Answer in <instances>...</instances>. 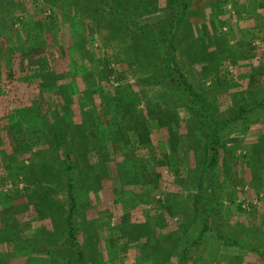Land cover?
<instances>
[{
  "label": "rangeland",
  "instance_id": "obj_1",
  "mask_svg": "<svg viewBox=\"0 0 264 264\" xmlns=\"http://www.w3.org/2000/svg\"><path fill=\"white\" fill-rule=\"evenodd\" d=\"M104 1L161 44L97 0H0V264L77 263L66 146L84 264H264V106L223 130L210 188L211 137L163 57L169 1ZM186 1L171 31L183 78L211 110H253L264 0Z\"/></svg>",
  "mask_w": 264,
  "mask_h": 264
},
{
  "label": "trees",
  "instance_id": "obj_2",
  "mask_svg": "<svg viewBox=\"0 0 264 264\" xmlns=\"http://www.w3.org/2000/svg\"><path fill=\"white\" fill-rule=\"evenodd\" d=\"M98 2H101L102 5L109 11H111L113 14H116L119 16L123 22H126L128 24V27L133 29L135 34L140 37L141 39H146L148 41H151L153 43H158V45L161 44V40H159V36L155 35L150 30H147L145 27V24H141L135 17L129 13H126L122 7L121 9L118 7V5L107 2L104 0H97ZM169 1V7L170 10L165 13L164 19H161L160 24V31L159 33L164 36V32L168 33L166 38L164 37V48H163V57L164 59L168 60L169 62L166 64V67L170 70L169 74L171 75L172 79L175 81L177 85L180 86L181 90H184L189 101H190V107L191 112L193 113L194 117L197 120V123H201L202 127L208 131V136L211 137V139L208 141V149H211L212 155H210V158L208 160V163L206 164V171L209 175V184L214 183L216 179V166L218 165L220 158H221V146H222V133L225 128L228 127L229 123L232 120H239L241 119L243 122H247L249 120V116L245 115L248 111H255L254 109L256 107L264 106V97L260 98L258 101L255 102V100L252 101L250 108L253 110H248L246 107H244L243 104L240 106V110H238V114L231 116L229 114L223 113L220 110H211L206 105V100L200 97V95L194 91L192 86L183 78V75L180 72V69L178 65L174 62V59L172 58L171 54V47H172V28L175 25V22L177 21L178 17L181 13L185 10L187 4L186 0L179 1V0H168ZM163 33V34H162ZM161 48V47H160ZM165 65V64H164ZM136 132L140 138V141L142 143H145V141L149 137V129L148 127H144L143 130L136 129ZM55 140L58 142V145L62 147L63 141L65 140V134L63 131H55ZM62 136V137H61ZM64 137V138H63ZM67 147V146H66ZM62 147V157L64 161L63 169L60 173H64L66 176V179H68V188L71 198V209L69 211L68 217H67V223H68V230L67 234L70 237V239L73 242V248L76 249L78 253V260L77 263L69 261L70 264H84V252L80 248V239H79V227L74 219V211L78 206V195H77V186L78 182L76 179V162L73 157V153L69 148ZM35 166V165H34ZM47 166V164L44 165V167ZM36 168V167H33ZM45 173H43L44 175ZM40 177V174L38 175ZM43 177H40L38 180H34L35 182H42ZM212 188V186L210 187ZM210 188L206 190V193L208 196L211 195ZM208 201H211L210 198H208ZM210 208V206H209ZM205 228L209 229V222H205ZM230 239L232 237H229ZM260 253L264 256V250L258 249Z\"/></svg>",
  "mask_w": 264,
  "mask_h": 264
}]
</instances>
